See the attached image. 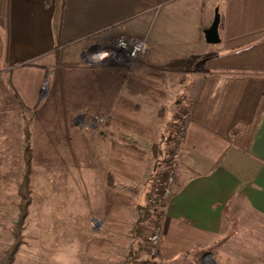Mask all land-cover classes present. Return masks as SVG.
<instances>
[{"label": "crops", "instance_id": "0c3cea01", "mask_svg": "<svg viewBox=\"0 0 264 264\" xmlns=\"http://www.w3.org/2000/svg\"><path fill=\"white\" fill-rule=\"evenodd\" d=\"M215 9L219 42L207 43L203 30ZM119 36L148 45L133 72L108 62L86 65L88 56ZM148 68L163 70L165 81L183 69L187 74L178 83L188 118L174 154L177 175L165 205L161 264H262L264 0H0V156L14 141L22 161L27 128L32 181L36 158H46L47 184L70 200L79 197L80 216L89 212L103 222L106 230L90 231L89 239L88 225L79 229L78 246L66 244L67 263L88 264L95 253V264H120L119 248L125 257L131 249L141 255L147 230L140 228L146 221L139 222V207L153 173L152 144L108 121L94 125L88 115L109 117L126 94L125 74ZM139 97L131 96L139 105L131 116L155 124L162 147L173 134L163 138L159 122L143 118ZM112 141L146 152L138 178L110 165ZM109 173L131 198L120 230L109 229L104 218ZM95 238L110 244L88 247Z\"/></svg>", "mask_w": 264, "mask_h": 264}, {"label": "rangeland", "instance_id": "374dc122", "mask_svg": "<svg viewBox=\"0 0 264 264\" xmlns=\"http://www.w3.org/2000/svg\"><path fill=\"white\" fill-rule=\"evenodd\" d=\"M140 59H142V55L134 62L125 63L128 65L127 69L124 65H115H118L116 67H120L124 73H130L135 70V66ZM111 64L108 62V66ZM184 71L183 69L182 76L178 78L167 77L166 81L161 84L162 90L164 88L163 92H166L161 101L162 103H155L144 97L137 98V101L142 105V111L140 113H142L143 118L159 122L158 127L161 130L163 138H169L170 134L174 136L182 115H184L188 109L184 108V106L186 107L187 105L183 102L180 103L182 100L178 85L179 81L187 79L186 71ZM45 87V84L42 85L43 90ZM182 103L183 105L179 106V104ZM162 106V115H158L159 109ZM172 138L174 139V137ZM16 143L17 142L14 141L10 142L9 145L11 149H7L5 155L0 156V258L4 251L14 241L12 227L17 222L19 213L18 202L20 197L18 188L24 174V162L23 157L22 161L19 159ZM173 147L172 139L170 141L164 140L162 144L163 155H167L171 152ZM176 147H178V142ZM145 148L149 150V144H146ZM46 167V158H36L33 181L30 173L32 202L29 206V215L22 227L24 243L18 249L14 261L15 264H77L76 260H69V263H67L65 259L66 251H68L66 244L71 243L78 246L80 238L78 235H75L79 232V229L83 231L86 224L88 225V229H86L88 234L87 239H89L90 231L91 235H94L106 230L103 226V222L101 220L93 221L89 212H86L87 215L85 216L83 213L80 216L78 212H76V209H78L79 197L73 198L74 200L71 198L70 200L68 194L64 196L63 190H54L47 184L46 174L44 173L46 172ZM70 201H75V203H71ZM149 225L150 223L146 222L140 227L141 230H145L144 232L147 230L146 236L149 233ZM48 231L50 232L47 236ZM119 249L120 264L121 261L122 264H124L123 261L125 256L123 253L125 249ZM96 257L95 253L88 254V264H95L94 260ZM262 264H264V261Z\"/></svg>", "mask_w": 264, "mask_h": 264}, {"label": "trees", "instance_id": "16d2710c", "mask_svg": "<svg viewBox=\"0 0 264 264\" xmlns=\"http://www.w3.org/2000/svg\"><path fill=\"white\" fill-rule=\"evenodd\" d=\"M111 64V63H110ZM113 66H118L111 64ZM124 67H128L127 64ZM75 67L76 65H68ZM165 72L160 69L148 68L140 73L125 74L126 94L121 95L118 99L116 107L109 117L105 118V122L132 132L152 144V154L154 157L152 171L156 172L168 159H171L175 154L177 142L171 137L174 147L167 155H163L161 141H158V132L156 125L153 123H141L134 119L131 115L139 108L131 96H144L155 101L163 100L165 93L161 88V84L165 81ZM188 114V109L185 112ZM175 126V125H174ZM25 147L23 150L24 174L18 188L20 200L18 202V219L12 227L14 236L13 243L4 251L0 258V264H13L19 247L24 243L22 227L29 215V206L32 202L30 173L32 165V150L30 147V133L27 128L24 129ZM146 152L135 145L125 141H112L110 165L120 175L129 178H138V173L141 172L142 166L146 163ZM131 205V198L122 190L118 189L113 180V175L108 174L107 189H106V208L105 222L111 230H120L123 228L122 223L125 221V209ZM139 222H149V213L145 204L139 207ZM110 240L105 238H95L88 243V247L108 246ZM139 253L131 249L125 257L126 264H135L134 261L139 257Z\"/></svg>", "mask_w": 264, "mask_h": 264}, {"label": "built area", "instance_id": "2783aa9c", "mask_svg": "<svg viewBox=\"0 0 264 264\" xmlns=\"http://www.w3.org/2000/svg\"><path fill=\"white\" fill-rule=\"evenodd\" d=\"M147 49L148 45L142 39L119 36L113 40L110 48H99L88 56L86 64L92 66L104 60L114 64L131 63L143 55ZM88 117L94 125L102 124L105 121V117L100 114L90 113ZM187 118V113L182 115L173 136L178 143L182 137ZM177 166V159L173 156L152 175L144 202L149 213V233L145 238V251L135 259V264H161L159 253L165 219V205L174 193Z\"/></svg>", "mask_w": 264, "mask_h": 264}, {"label": "water", "instance_id": "95a60500", "mask_svg": "<svg viewBox=\"0 0 264 264\" xmlns=\"http://www.w3.org/2000/svg\"><path fill=\"white\" fill-rule=\"evenodd\" d=\"M218 23H219V13L217 9H215L213 20L209 27L203 30L204 39L207 43H217L219 42V35H218ZM104 60L102 63H105Z\"/></svg>", "mask_w": 264, "mask_h": 264}]
</instances>
